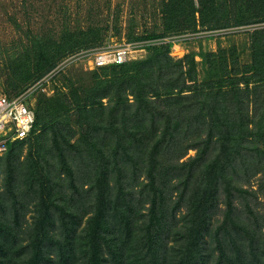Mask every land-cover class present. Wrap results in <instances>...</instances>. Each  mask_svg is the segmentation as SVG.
Segmentation results:
<instances>
[{"label": "rangeland", "instance_id": "rangeland-1", "mask_svg": "<svg viewBox=\"0 0 264 264\" xmlns=\"http://www.w3.org/2000/svg\"><path fill=\"white\" fill-rule=\"evenodd\" d=\"M165 1L0 0V95H27V100L35 110L38 104L45 103L46 98L54 100L51 111L58 113L62 120L61 133L57 138L50 129L43 130L45 138L36 137L40 132L38 130L27 140L16 143L0 155V188L4 195L10 197L6 188L9 185L10 168L13 166L18 180L16 192L22 203L30 201L28 209L31 212L26 213L25 219H22L24 225L29 230L35 227L37 217L34 219L33 215H40L41 203L47 206L50 219L52 217V220L48 221L47 230L45 229L47 237L43 246L42 255L45 257L43 264H56L57 258L59 261L62 260L67 247L72 250V255L75 251L77 255L71 264H87L83 251H87L88 259L93 252L89 244L95 238L92 230L98 215V206L93 204V199L95 201L99 189L89 146L94 145L96 141L97 146H102L104 142L101 139L95 141L88 135L84 126L86 115L84 113L80 115V104L72 101V90L77 88L78 94L82 95L81 91L94 85L96 76L113 73L111 65L106 67L95 65V54L124 44L131 47L129 61L149 59L152 65L144 66L153 67L155 70L160 67L156 58V47L166 44L167 53L192 75L191 79L187 77L188 86L185 93L210 89L212 87L210 82L215 81L222 100H227L233 114H237L238 117L247 114L248 121L252 122L250 127L243 131L252 141L246 142L247 148L241 150L235 163L226 170L228 177H231V185L235 188L232 190V202L231 204L228 202L227 188L231 187L230 182L221 178L216 202L209 210L213 217L210 225L208 223L202 232V236L196 231L189 232L187 225H190V221L187 213L200 175L203 151L207 148L209 156H213L216 151L213 149L214 144L202 141L207 132L204 124L194 126L188 132L185 125L178 127L174 122L173 140L170 136L168 143H165L158 153L159 171L155 181L145 172L130 180L132 184L130 189L134 192L135 201L134 222L138 228L134 240L129 241L131 245L126 235L121 238L124 252L129 254L127 260L137 264H152V259H155L153 248H156L159 264H180L182 259L187 260V252L183 250L184 247L185 249L190 247V241L197 242L192 250L194 258L197 257L194 264L201 262V254H207L208 247L214 249L217 256L219 253L217 232L221 227V235L227 237L225 225L230 206L234 209L232 216L243 225L247 222L251 234L264 242V157L256 152L259 139L256 126L260 117L264 115V81L253 71L244 72V66L248 68L252 66L251 33L264 24L219 29L198 26L185 32L162 36L165 32L163 13ZM90 27L99 30L101 41L95 46L69 53L40 78L28 82L24 79L26 75L24 70H15L27 50H33V46L42 40L59 39V36L68 30H85ZM158 34H161V37L157 36ZM222 51L224 53H221ZM221 83L224 85L222 87L224 91L220 90ZM113 87L106 90L109 94L102 100L104 105L109 108L110 105L120 104L119 97L123 99L126 96L133 104L130 107L132 112L130 114H135L132 89L126 86V91L118 92ZM210 93L206 101L213 105L216 102L211 99L214 92ZM87 97L83 94L82 105L95 103L94 105L100 107L101 101L92 102V99ZM96 97L99 100L101 94ZM107 114H110V111H107ZM56 139L63 143L60 147ZM12 152L11 156L15 157L9 166L8 159ZM148 152L149 150L143 149L140 158L148 161L150 156ZM29 157L31 159H28ZM29 165L36 170L35 177L41 182L36 184L39 190L37 195H33L23 184V172ZM166 170L170 172L164 175L163 172ZM191 170L196 173L187 184L185 178ZM111 185L116 188L113 179ZM152 185L160 189L159 191H164V196L159 194L155 206L159 217H163L167 210V217L170 220L168 224L175 222L173 232L170 225L167 231V224L165 230L161 229L158 234L154 233V230L149 233L146 228L148 224L157 221L151 200L155 194ZM184 192L185 197L182 198ZM7 209L5 214L9 218L6 219L11 224H16L11 201ZM22 210L27 211L24 204ZM113 219V210L107 209L101 221L100 236L111 231ZM232 223H228V226L234 228ZM209 232L212 234L207 235ZM239 232L245 238L242 242L249 245L251 257L250 239L241 228ZM29 235V232L25 234L26 241L30 240ZM108 236L109 244L104 242L101 248L100 264H120L118 255H121L122 251L116 246L115 235L108 233ZM96 237L99 238V235ZM85 238L87 244L83 243ZM259 244L262 250L263 244L261 242ZM164 257L167 258L166 261Z\"/></svg>", "mask_w": 264, "mask_h": 264}, {"label": "trees", "instance_id": "trees-1", "mask_svg": "<svg viewBox=\"0 0 264 264\" xmlns=\"http://www.w3.org/2000/svg\"><path fill=\"white\" fill-rule=\"evenodd\" d=\"M163 13L165 32L162 33V36L185 32L198 26L207 29H219L259 25L264 24V0H166L163 4ZM157 36L161 37V34ZM251 40L252 66L250 68L244 66V72L253 71L264 81V26H259L252 31ZM100 41L101 35L97 28L68 30L61 34L59 39L47 38L34 45L33 50H27L26 58H22L17 63L15 70H24L26 72L24 79L27 81L36 80L52 70L69 53L95 46ZM167 48L166 44L156 47V58L160 66L156 70L153 67L144 66L151 63L149 59L112 64L113 73L106 76H96L94 85L81 91L82 95L78 94L77 88L72 90V101L80 104V115L83 113L86 115L84 126L87 128L88 135L95 141L101 139L104 142L102 146H97V141L94 145L89 146L97 172L99 191L98 195L95 196V201L93 199V204L98 206V215L92 230L95 238L89 244L90 248H93L89 259L87 258V251H83V255H86L87 264H100L99 257L103 243L109 244L108 233L115 235L116 246L122 251V254L118 255L120 264H137V262L127 260L129 254H125L124 245L121 242V238L125 235L128 242L133 241L136 228H138L134 222L136 218L135 201L134 192L130 189L132 185L130 180L131 178L136 179L140 175L139 173L145 172L148 177L155 181L159 171L158 153L163 149L165 143H168L170 136L173 140L174 122L178 124V127L185 125L188 132L194 126L204 124L207 132L202 141L207 144H214L213 149L216 151L213 156L208 155L207 148L203 151L200 175H198L196 188L187 213L188 221H190V225H187L189 232L196 231L199 236H202V232L207 228L208 223L210 225L213 215L209 210L216 202L221 178L230 182L231 187L227 188L228 202L230 204L232 202V190L235 188L231 185V177H228L226 170L233 165L232 163H235L241 150L247 148L246 142L252 141L250 136H246L243 132L246 127H250L252 122L248 121L249 115L247 114H241L240 117L233 114L227 100H222L215 81L210 82L212 83L210 89L185 93V88L188 86L187 77L191 79L192 75L184 70L179 61L167 53ZM112 86L118 92L126 91V86L132 89L136 106L133 112L135 114H130L132 113L130 107L133 104L129 102L126 96L123 99L119 97L121 100L118 103L120 104L110 105L109 108L104 105L102 100L109 94L106 90ZM219 87H221L220 90H225L222 88L224 87L222 83ZM210 91L212 94L214 92L211 99L213 102L216 101L213 105L206 101L209 99ZM83 94L85 97H90L92 102L101 101L100 107L94 105L95 103L82 105ZM100 94L101 97L98 100L96 96ZM44 102L38 104L35 110L36 122L31 134L23 140L10 143L8 150L16 143L27 140L38 130L40 132L37 133L36 137H42V139L45 138L43 134L45 129L52 130L55 138L59 136L62 120L58 113L51 111L55 101L46 98ZM107 111H110V114H107ZM130 116H133L132 119L129 118ZM159 122L162 125H159ZM256 128L259 137L256 152L264 157V115L260 117ZM56 142L59 147L63 144L57 139ZM143 149L149 150L148 161L140 158ZM11 154L13 155V152L10 153L8 159L9 166L12 165V158L15 157ZM10 169L9 185L6 188L10 197L7 198L0 188V220H2V222L0 221V264H43L45 258L42 255L43 246L45 237H47L45 229L47 230L48 227L50 213L47 206L41 203L40 215H33L34 219L37 217L35 227L29 230L24 225L22 219H25L26 213L31 212L28 209L30 201L22 203L15 189L18 180L13 166ZM35 172L33 166L29 165L27 170L23 172L24 177L22 175L23 184L33 195L39 193L36 184L41 183L35 177ZM168 172L170 170L164 171L163 174L167 175ZM195 173L194 170H191L185 178L187 184L190 183L191 177ZM112 179L116 183V188L111 185ZM94 183L95 181L92 185ZM153 186L151 188L152 191H155V196L153 195L151 200L153 201L154 217L157 221L145 227L148 228L149 233L154 230V233L158 234L161 229L165 230L167 224V231L171 226L173 232L172 227H174L175 222L168 224L170 220L167 217V210L163 217H159L157 206H155L159 194L164 196V191H159L160 189ZM184 197L185 192L182 198ZM8 199L15 210L16 224H11L6 219L9 218L5 214L10 202ZM23 204L27 211L22 210ZM107 209L113 210L114 219L110 226L111 231L100 236L101 221ZM233 210L231 206L228 209V220L226 221L227 225H225L227 237L221 235V227L217 232L218 255H215L214 249L208 247V253L201 254L199 264H264L263 240L259 237L255 238L251 234V228L247 222L243 225L235 216H232ZM230 222H233L234 228L228 226ZM240 228L250 239L251 250L253 251H251V257L249 245L242 242V239L245 241V238L240 234ZM28 232L30 233V240L26 241L25 234ZM97 234L99 238L96 237ZM211 234L212 232L207 233V235ZM259 242L263 244L262 250ZM83 243L87 244L86 238ZM129 244L131 245V242ZM196 245L197 242L190 241V247H186V249L184 247L183 252H187V260L182 259L180 264H194L196 262L197 257L194 258L192 253L193 247ZM64 251H62L64 253L63 259L59 261L57 258L56 264H71L76 260V251L73 255L72 250H69L68 247ZM153 251L155 259H152V264H159L156 248H153ZM166 260L167 258L164 257V261Z\"/></svg>", "mask_w": 264, "mask_h": 264}, {"label": "built area", "instance_id": "built-area-1", "mask_svg": "<svg viewBox=\"0 0 264 264\" xmlns=\"http://www.w3.org/2000/svg\"><path fill=\"white\" fill-rule=\"evenodd\" d=\"M131 58L130 45L96 52L94 63L97 67L122 64ZM36 122L35 109L27 95H0V155L8 150L9 144L27 138Z\"/></svg>", "mask_w": 264, "mask_h": 264}]
</instances>
